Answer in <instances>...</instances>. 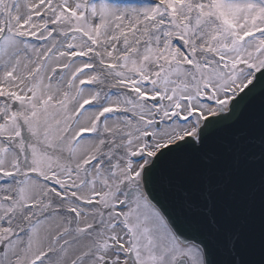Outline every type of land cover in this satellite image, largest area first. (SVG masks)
<instances>
[{"label": "snow or ice", "instance_id": "snow-or-ice-1", "mask_svg": "<svg viewBox=\"0 0 264 264\" xmlns=\"http://www.w3.org/2000/svg\"><path fill=\"white\" fill-rule=\"evenodd\" d=\"M0 264H264V0H0Z\"/></svg>", "mask_w": 264, "mask_h": 264}, {"label": "water", "instance_id": "water-1", "mask_svg": "<svg viewBox=\"0 0 264 264\" xmlns=\"http://www.w3.org/2000/svg\"><path fill=\"white\" fill-rule=\"evenodd\" d=\"M258 110V109H257ZM255 117V111L246 119L240 126L241 129H249L253 134H258V130L252 127L251 121ZM240 129H234L231 132L222 135L221 140L223 142H230L236 131ZM214 150L220 155L219 161L213 163V165H204L203 162H198V167L212 168L210 174V180L213 185H224L222 191L219 192V199L221 204V214H223L224 207L226 205L235 204L238 210V214L242 217H248L250 221H256L258 223L259 215V192L256 193L255 205L249 207L246 199L248 184H259V171L258 165L247 164L246 160H242V168L239 175L233 176L231 180H228L224 176V169L229 164V157L224 154L222 144H215ZM258 151V149H255ZM235 197V200H233Z\"/></svg>", "mask_w": 264, "mask_h": 264}]
</instances>
